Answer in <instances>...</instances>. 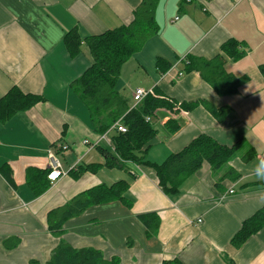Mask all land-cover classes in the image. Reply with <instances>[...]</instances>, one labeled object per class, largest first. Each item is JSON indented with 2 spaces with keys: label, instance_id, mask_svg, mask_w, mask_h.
I'll list each match as a JSON object with an SVG mask.
<instances>
[{
  "label": "crops",
  "instance_id": "crops-1",
  "mask_svg": "<svg viewBox=\"0 0 264 264\" xmlns=\"http://www.w3.org/2000/svg\"><path fill=\"white\" fill-rule=\"evenodd\" d=\"M142 1L0 0V100L13 88L42 99L0 123V264H46L61 240L49 231L48 214L119 182L129 185L124 200L68 219L64 241L120 264H264V226L233 245L243 223L264 208V180L257 178L264 153V0H158L157 32L122 67L116 89L131 106L137 88L182 106L152 116L157 134L148 162L163 165L201 136L234 149L223 167L214 171L204 162L176 192H165L151 167H110L117 131L96 133L71 87L92 62L84 41L128 26ZM73 30L83 41L75 57L65 45ZM218 57L222 88L208 79L213 69L188 70L190 58ZM159 60L171 69L161 73ZM169 121L178 131H169ZM50 151L66 175L37 196L27 173L50 170Z\"/></svg>",
  "mask_w": 264,
  "mask_h": 264
},
{
  "label": "trees",
  "instance_id": "trees-1",
  "mask_svg": "<svg viewBox=\"0 0 264 264\" xmlns=\"http://www.w3.org/2000/svg\"><path fill=\"white\" fill-rule=\"evenodd\" d=\"M157 2L158 0H143L134 13L133 21L128 26H123L100 36L87 38L84 42L89 48L92 62L87 71L73 82L71 87L89 110L96 133L103 136L107 132H112L113 126L119 121L127 128V133L115 132L112 137L116 156L109 159V166L123 168L127 163H133L151 167L156 171L163 190L176 192L182 182L197 172L204 162L209 163L212 169L217 171L235 155L234 149L222 147L211 138L201 136L180 153L171 155L163 165L152 164L146 160L148 147L157 134L151 122H147V117L152 118L160 108L172 111L175 106V108H179L175 109L176 111L180 110L182 106L167 96H158L157 91L153 90L147 98L133 108L129 100L116 89V86L123 65L158 30L155 22ZM82 43L83 41L76 30L71 31L66 36L65 45L72 57L81 52ZM233 46V43H229L223 47V51L229 54ZM240 56H242L241 53H237L234 58L238 59ZM220 59L221 57H218V60L208 63L190 58L188 70L193 69L204 73L213 69L214 74L208 79L212 84H217L222 88L220 68L216 63ZM158 67L161 73H166L171 69V66L165 67L162 60L158 61ZM262 73L264 74V66ZM239 82L234 81V83ZM225 91L229 90L222 92ZM40 100H42L40 97L25 95L17 88L11 89L0 100V123L4 124L16 114L31 109ZM177 126L174 121H169L166 125L172 133L178 131ZM27 174L28 184L37 196L44 194L50 188L48 179L50 170L38 172V170L33 169L29 170ZM3 175L10 184H13L8 170H4ZM40 179H44L46 182H42ZM128 188L129 185L126 182H119L112 186L101 185L79 194L68 204L52 210L47 217L48 229L61 240L51 252L50 259L46 264H120L119 259L107 260L102 252L93 248H74L62 239V235L63 226L68 219L78 216L92 206L105 204L116 199L124 200ZM263 226L264 208L243 223L241 230L233 240V245L239 248L247 236L257 233ZM30 264L39 263L31 262ZM164 264L182 263L175 260Z\"/></svg>",
  "mask_w": 264,
  "mask_h": 264
},
{
  "label": "built area",
  "instance_id": "built-area-1",
  "mask_svg": "<svg viewBox=\"0 0 264 264\" xmlns=\"http://www.w3.org/2000/svg\"><path fill=\"white\" fill-rule=\"evenodd\" d=\"M189 2L190 0H186ZM152 93V90H146L144 88H137L134 91L133 94V108L138 106L145 98H147ZM147 122H151V117H147ZM113 129L116 130L118 133L125 134L127 133V128L122 125V123L119 121L114 126ZM67 146H62L61 151H67ZM49 158H50V174L48 175V179L51 182H56L60 177L66 175V173L63 171L62 164L60 160L57 158L55 152L52 153L49 152ZM260 162L264 161V153L259 157ZM262 171L264 173V168H262Z\"/></svg>",
  "mask_w": 264,
  "mask_h": 264
},
{
  "label": "clouds",
  "instance_id": "clouds-1",
  "mask_svg": "<svg viewBox=\"0 0 264 264\" xmlns=\"http://www.w3.org/2000/svg\"><path fill=\"white\" fill-rule=\"evenodd\" d=\"M260 168H264V161L260 162ZM257 178L261 179V180H264V173H262L260 171H257Z\"/></svg>",
  "mask_w": 264,
  "mask_h": 264
}]
</instances>
